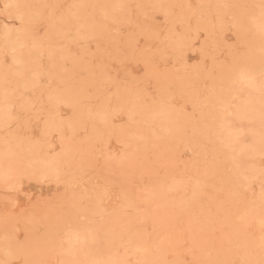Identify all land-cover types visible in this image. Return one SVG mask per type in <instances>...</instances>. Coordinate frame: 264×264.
Instances as JSON below:
<instances>
[{"label": "rangeland", "instance_id": "obj_1", "mask_svg": "<svg viewBox=\"0 0 264 264\" xmlns=\"http://www.w3.org/2000/svg\"><path fill=\"white\" fill-rule=\"evenodd\" d=\"M0 264H264V0H0Z\"/></svg>", "mask_w": 264, "mask_h": 264}]
</instances>
